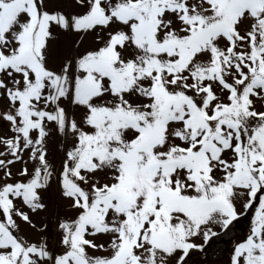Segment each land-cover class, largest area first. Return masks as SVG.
Masks as SVG:
<instances>
[{"label": "snow or ice", "instance_id": "6c2138e0", "mask_svg": "<svg viewBox=\"0 0 264 264\" xmlns=\"http://www.w3.org/2000/svg\"><path fill=\"white\" fill-rule=\"evenodd\" d=\"M193 256L264 264V0H0V264Z\"/></svg>", "mask_w": 264, "mask_h": 264}, {"label": "flooded vegetation", "instance_id": "af4514ba", "mask_svg": "<svg viewBox=\"0 0 264 264\" xmlns=\"http://www.w3.org/2000/svg\"><path fill=\"white\" fill-rule=\"evenodd\" d=\"M229 240L227 237H222L220 241H217L214 245V249L219 251L224 249L227 246ZM226 256V253H225ZM221 260V261H220ZM192 264H222V259H215V258H201L199 256L192 257Z\"/></svg>", "mask_w": 264, "mask_h": 264}, {"label": "rangeland", "instance_id": "374dc122", "mask_svg": "<svg viewBox=\"0 0 264 264\" xmlns=\"http://www.w3.org/2000/svg\"><path fill=\"white\" fill-rule=\"evenodd\" d=\"M230 243V241L227 243V245ZM219 260V259H218ZM221 261V260H220Z\"/></svg>", "mask_w": 264, "mask_h": 264}]
</instances>
